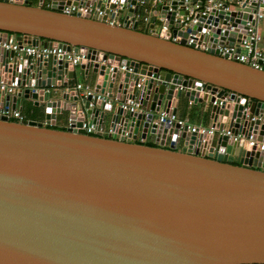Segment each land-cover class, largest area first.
Segmentation results:
<instances>
[{
    "label": "water",
    "instance_id": "water-1",
    "mask_svg": "<svg viewBox=\"0 0 264 264\" xmlns=\"http://www.w3.org/2000/svg\"><path fill=\"white\" fill-rule=\"evenodd\" d=\"M49 1L0 0L1 40L85 54L79 74L93 87L87 95L74 87L77 68L62 55L0 57V80L18 87L0 90V103L15 109L17 97L34 99L44 113V121L0 115V264H264V124L250 120L264 118V69L217 48L239 51L251 7L200 13L204 0ZM66 5L87 12L62 13ZM144 13L167 29H137ZM201 87L252 100L249 113L233 101L210 107L218 129L228 124L244 140L155 122L184 98L207 101ZM128 99L139 108L127 111ZM57 115L66 129L55 127ZM84 121L113 133L88 134ZM148 132L154 145L137 141ZM251 133L258 145L248 144Z\"/></svg>",
    "mask_w": 264,
    "mask_h": 264
},
{
    "label": "built area",
    "instance_id": "built-area-1",
    "mask_svg": "<svg viewBox=\"0 0 264 264\" xmlns=\"http://www.w3.org/2000/svg\"><path fill=\"white\" fill-rule=\"evenodd\" d=\"M206 2L205 6L199 10L200 13H204L205 10L210 11L213 8H220L224 11H243L244 7H251L250 11L248 12V15H250V18L246 19L245 22V31L242 33V37L240 39V42L238 44L239 51H237V48L234 45H218V51L219 55L222 57H226L228 59H233L235 61H238L240 63L249 65L251 67L257 68V69H264V47L261 46V43L263 41L262 34L260 32L261 25L264 26V0H255L256 6L255 8H252L251 0H204ZM196 7H193L190 9L189 15L185 17L186 21L189 19H192L194 14L196 13ZM62 13L65 14H76V13H86L87 9L83 7H78L75 5H66L63 6V8L60 10ZM92 12V9L89 10ZM101 13L100 11L98 12ZM151 16H145L143 17V21L148 25L150 22ZM136 18H138V15H136ZM254 21V23H252ZM181 22L183 20L181 19ZM186 24V22H184ZM261 23V24H260ZM161 32L165 31L167 27L165 25H162ZM15 36V35H13ZM193 40L189 39V43H191ZM204 48V46H201ZM13 52V56L19 60L23 61L27 58L31 59V62L35 59H44V58H50L53 55H62V57L65 60L70 61V63L74 66H79L82 59L86 57L85 54L80 52H75L73 49H67L66 47H62L59 45H45L42 46L39 45H31L26 42L19 43L17 41H7V40H1L0 38V57L6 53V52ZM113 67H110V70H112ZM116 69L119 71H129L132 72L133 67L129 64H119L116 66ZM31 72V70H30ZM144 79V77H142ZM26 86V85H25ZM77 90H80L82 95H87L91 93L92 87H90L86 83H76L74 86ZM18 87L15 82V80H10L8 83L0 80V90L4 92V94H14L17 91ZM181 89H192V87H181ZM82 90V91H81ZM35 86L33 85L32 92H36ZM49 89H46V92H49ZM199 92L205 94L207 96V101L210 102L211 106H221L225 102L233 101L237 103H241L243 106V110L247 111L249 113V108L251 106L252 100L250 98H246L243 95L236 94V99L231 97V92H228L227 94H218V91L211 93L210 90H205V88L201 87ZM214 97L213 101H210V98ZM34 100V99H33ZM35 101V100H34ZM48 101H51V98H48ZM192 102V101H190ZM140 104L138 102H135L134 100L128 99L125 104H123V107L127 111H134L139 108ZM178 106H171L169 112L168 111H161L157 118H155V122L157 124L161 123L164 126L172 127L175 124H178L180 128L187 125V131L190 133H196L199 135H206V136H214L218 134H224L228 135L229 138H233V140H239L242 141L246 137L244 133L238 132L235 135L231 133L230 128L228 127V124L223 127L222 129H218V124L220 123V116L213 120L212 123L208 126L204 125H190L186 122L184 118H181L178 116L176 110ZM0 115H3L5 117H8L11 120L21 121L24 120V116L18 109H12L10 106H5L2 103H0ZM250 120H259L261 123L264 124V118L257 115H252ZM82 128L85 129L86 133L88 134H96L99 133L103 135L104 133L112 134L113 128L109 127L106 130H104L102 127L96 128V125L84 121L82 123ZM248 138V144L251 146L258 145L260 142H256L253 139V134L251 133ZM206 139H202V142H204ZM261 150H264V143H261Z\"/></svg>",
    "mask_w": 264,
    "mask_h": 264
},
{
    "label": "crops",
    "instance_id": "crops-1",
    "mask_svg": "<svg viewBox=\"0 0 264 264\" xmlns=\"http://www.w3.org/2000/svg\"><path fill=\"white\" fill-rule=\"evenodd\" d=\"M38 1L39 0H32V4L33 5H38ZM44 5L48 6L50 4L49 0H44ZM145 16H149L148 13H144L141 14L140 16H138V24H137V29L141 30V31H145V32H151V31H155V32H161V27L163 25L162 20H160L159 18H157V20L154 22L152 19V16L150 17V22L147 25L144 21H143V17ZM124 18H121L119 21L113 20V22L115 23H122ZM261 24V23H260ZM149 25H153L152 30L150 29ZM164 32V31H162ZM260 32L262 34L263 37V41L261 43V46L264 47V26L261 25L260 27ZM77 68V77H78V83H86L88 84L90 87H93V82H92V78L90 79H81L80 74H79V67L76 66ZM82 91V90H81ZM13 95V94H11ZM49 97H52V95H49ZM12 102L10 101V104ZM35 101L33 99H26V98H21V97H17L15 105H16V109L20 110L21 113L24 116V119H33V120H37V121H44V113L42 112L41 109H35L37 106H35ZM32 106V107H31ZM31 107V108H30ZM210 107L211 104L209 101H201V102H190L187 98H184L181 103L178 104V108L176 110L177 114L179 117L184 118L186 120V122L190 125H204V126H208L212 123V118L210 116ZM159 113L156 115V118L158 117ZM90 122V121H88ZM56 128L58 129H66V127H68V122L65 118L64 115H57L56 117ZM104 130H106L107 128H109L110 126L108 124H103L101 126ZM108 135V133H104L103 136ZM156 140V137L154 134L148 132L146 135V138L144 140H142L140 138V135L138 136V142H142L145 144H149V145H154V142ZM170 145V138L167 137L166 140V147H169ZM184 146V140L181 138L180 139V143H179V148ZM239 158H235V163H238Z\"/></svg>",
    "mask_w": 264,
    "mask_h": 264
},
{
    "label": "rangeland",
    "instance_id": "rangeland-1",
    "mask_svg": "<svg viewBox=\"0 0 264 264\" xmlns=\"http://www.w3.org/2000/svg\"><path fill=\"white\" fill-rule=\"evenodd\" d=\"M31 107H32V106H31ZM31 107H30V108H31ZM35 109H40V108L36 107Z\"/></svg>",
    "mask_w": 264,
    "mask_h": 264
},
{
    "label": "trees",
    "instance_id": "trees-1",
    "mask_svg": "<svg viewBox=\"0 0 264 264\" xmlns=\"http://www.w3.org/2000/svg\"><path fill=\"white\" fill-rule=\"evenodd\" d=\"M147 145H149V144H147ZM237 164V163H236Z\"/></svg>",
    "mask_w": 264,
    "mask_h": 264
}]
</instances>
